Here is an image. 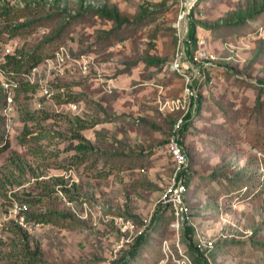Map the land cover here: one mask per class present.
I'll return each instance as SVG.
<instances>
[{
	"label": "rangeland",
	"instance_id": "374dc122",
	"mask_svg": "<svg viewBox=\"0 0 264 264\" xmlns=\"http://www.w3.org/2000/svg\"><path fill=\"white\" fill-rule=\"evenodd\" d=\"M26 1L21 18L0 17L1 42L17 53L64 45L92 63L49 97L16 92L0 154V264H112L140 231L146 239L128 264H264L254 244H264V0H190L189 25L217 64L181 135L192 213L179 227L161 203L176 167L167 143L185 112L171 67L177 0ZM16 200L28 218L66 216L23 228L4 219ZM199 235L213 245L201 250Z\"/></svg>",
	"mask_w": 264,
	"mask_h": 264
},
{
	"label": "built area",
	"instance_id": "2783aa9c",
	"mask_svg": "<svg viewBox=\"0 0 264 264\" xmlns=\"http://www.w3.org/2000/svg\"><path fill=\"white\" fill-rule=\"evenodd\" d=\"M2 3H8L13 8H23L27 5L26 0H0V4ZM177 6L178 12L174 23L176 47L171 67L183 80V101L185 102L183 108H185V112L173 124L167 143L168 152L176 167L172 182L161 196V203L171 208L174 214V224L179 227L182 223L191 222L192 213L187 201L188 185L184 175V171L189 165V158L181 142V129L186 115L190 110L194 111L197 106L199 85L207 79L208 70L217 64V59L207 47L204 37H197V40L194 41L190 35L188 21L193 2L177 0ZM1 45L4 46V49L0 61V88L5 94L3 114L6 117L8 127H11L13 122L16 92L21 83L34 85L37 93L49 97L52 94L54 83L61 79L71 78L77 69L85 73L91 68V55L82 53L74 56L64 45H60L52 55L43 58L29 71L19 72L7 66V55L20 56L16 52L13 42L3 43L0 41ZM178 102H181V99H178ZM41 103L38 101L37 106L41 107ZM70 105L73 108L77 107L75 103H70ZM191 106L192 109H190ZM28 210L29 207L25 201H11L4 212V219L14 220L23 228H30L32 225L40 226L39 221L28 218ZM120 222L125 223L127 227L134 226L130 220L125 221L121 218ZM197 240V246L201 250L213 245L211 240L202 235H199Z\"/></svg>",
	"mask_w": 264,
	"mask_h": 264
},
{
	"label": "trees",
	"instance_id": "16d2710c",
	"mask_svg": "<svg viewBox=\"0 0 264 264\" xmlns=\"http://www.w3.org/2000/svg\"><path fill=\"white\" fill-rule=\"evenodd\" d=\"M24 9L25 7L13 8L8 3H2L0 4V17H5L6 20L19 19L23 16ZM23 28H27V26H25L24 24L23 25H13L10 27H6L2 31H6L9 33V36H13V35L22 33ZM190 35L194 41L197 40L194 28L192 26L190 27ZM0 38H1V35H0ZM58 47H56V44L51 45L49 47L45 45H39L27 53H18L20 55L19 57L15 55H7V66L19 72L29 71L31 67H33L35 64L40 62L43 58H45L46 56L52 55ZM21 90L25 92H29V91L36 90V87L28 83H21L19 88L17 89V92ZM4 105H5V94L3 90L0 88V154L10 147V141L8 138L5 137V129H4L5 115L3 114ZM189 115H190L189 113L186 115L185 122L181 129V135L183 133V130H185L188 127L187 118ZM28 118H32V117H27V119ZM27 128H28L27 125H25L24 130L26 131L29 130ZM259 132L260 131H258L257 135L259 134ZM26 134L27 133H25L24 135ZM181 142H182V138H181ZM187 182L188 181L186 179V183ZM59 214L61 216H66L62 212L59 213L58 211H48V212L46 211V213L29 214V218L37 220V221H52L54 220V218L58 217ZM188 229L190 231L192 230L191 225L188 226ZM145 239H146V234L141 233L140 235H138L132 245L131 250L128 252V256L120 257L119 259L114 260L112 264H128L130 261V258L136 255L137 251L139 250V248L141 247ZM254 244L258 245L261 248V250L264 252V244L262 243H254ZM37 261L38 260L35 257L31 256L27 258L26 261L20 264H36Z\"/></svg>",
	"mask_w": 264,
	"mask_h": 264
}]
</instances>
